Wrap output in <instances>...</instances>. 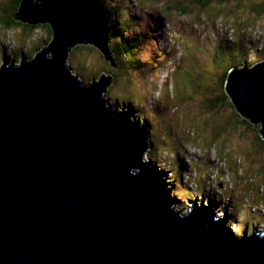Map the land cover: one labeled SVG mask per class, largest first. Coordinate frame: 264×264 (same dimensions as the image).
Here are the masks:
<instances>
[{"label": "water", "instance_id": "obj_1", "mask_svg": "<svg viewBox=\"0 0 264 264\" xmlns=\"http://www.w3.org/2000/svg\"><path fill=\"white\" fill-rule=\"evenodd\" d=\"M13 19L53 39L0 64V264H264L263 229L229 231L233 200L217 223L210 198L176 208L171 179L145 160L149 127L106 94L113 72L82 81L68 65L91 45L117 69L101 0H21ZM263 60L226 90L264 139Z\"/></svg>", "mask_w": 264, "mask_h": 264}, {"label": "rangeland", "instance_id": "obj_2", "mask_svg": "<svg viewBox=\"0 0 264 264\" xmlns=\"http://www.w3.org/2000/svg\"><path fill=\"white\" fill-rule=\"evenodd\" d=\"M5 1L0 0V5ZM192 1H182L190 13L168 15L157 1L107 0L113 9L123 4L128 25L125 37L136 39L133 46H120L125 55L120 54L121 69L116 60L117 69L106 63L91 45L70 53L67 62L82 81L100 80V74L113 72L106 91L110 101L115 104L119 96L123 106L129 103L123 100L131 99L135 109L151 118L154 148L146 152L145 160L159 157L176 171L182 196L176 208L188 212L204 200L209 205V196H214L219 206L214 210L226 214L228 201L233 200L231 211H236L240 233L247 228L251 234L255 226L264 230L260 125L255 130L242 125L232 103L226 100L224 109L213 93L233 72L231 68L264 59V11L252 9L257 5L264 9V0ZM22 28L7 33L0 27V63L8 54L11 59L7 61L19 62L23 54L34 57L48 45L46 29L25 37ZM110 43L116 46L121 40ZM132 119L138 120L135 113ZM165 172L171 179L173 172ZM203 193L205 199H194Z\"/></svg>", "mask_w": 264, "mask_h": 264}, {"label": "trees", "instance_id": "obj_3", "mask_svg": "<svg viewBox=\"0 0 264 264\" xmlns=\"http://www.w3.org/2000/svg\"><path fill=\"white\" fill-rule=\"evenodd\" d=\"M120 1L124 2L125 0H120ZM144 1L147 4H150L149 2H152V1H154V2L157 1L156 3L161 4L163 10H165L168 15H170L174 11L182 13L184 15L190 13L189 6L186 5L185 3H183L182 2L183 0H144ZM199 1L201 2L203 0H199ZM5 2L6 3L2 2V5H0V27H1V31L7 32V33H12L14 30H18L20 27H23L22 28V33H24V36L27 37V36H32L33 33L38 31L39 29H46L49 32V37H46L45 40H47V42H49V43L52 41L53 34H52L51 28L48 25L30 26V25H26V24H23V23L18 22V21H14L13 16L18 11L20 3H21V0H7ZM101 3H102V6H103L107 16H108V23H109V25H108V29H109V48H110V51L114 54L115 60H116V62L118 64V67H119L118 70H120L121 69L120 54H122V52L119 51V48H121L120 46L121 45H122V47L123 46L124 47L133 46L136 43V39L134 37H131V36L125 37L126 33L128 32V25H127V22L125 21L126 20L125 17L127 15V11H126L125 8L122 7L123 4L120 5V6L117 5V8L113 9L111 6H109L110 3L108 4L107 0H101ZM252 9H253V11L255 10V12H257V13L259 11H264V9L262 7H259V5L253 6ZM191 11H192V9H191ZM115 39H120L121 40V44L119 43V45L113 46L110 42L115 40ZM82 48H83V46H77L76 48L72 49L71 53H74L75 50L82 49ZM32 55H34V53ZM122 55H124V54H122ZM8 56H9V58L6 57L4 60L11 59L10 54H8ZM253 66H254V63L247 64V62H245L243 65H241L240 68H235V69L231 68V71H235V70L238 71V70H240L242 68H245V67L246 68H251ZM229 78H230V74L224 77V79L222 80V83L220 85L217 84V88H216V90L213 93L215 95V102H220V100H221V102L219 104L221 105V107L226 109L225 101L229 100L232 103V105H233V107L235 109V110L233 109L235 111L234 114L237 116V119L240 120L241 124L246 126V127H248V128H253L254 130L257 129V126L252 124L249 119H247L246 117L242 116L238 112V110L235 108L234 103L232 102V99L230 98V96H229V94H228V92L226 90V84H227V81L229 80ZM112 79H114L113 76H112ZM94 81H95V79H94ZM217 91H219L220 93L218 94ZM222 92L225 94V96L221 95ZM208 101L209 100H207V102ZM129 102L135 104V102L133 100H131V99L129 100ZM207 102L205 101V103H203V104L206 105V106H209V105H207ZM210 102L213 103L212 101H210ZM222 102H223V105H222ZM124 105H126V103H124ZM133 106L134 105H132L131 108ZM134 111L138 113L137 117L140 118V120L142 122L146 123L145 124L146 127L150 128V126L152 125L151 118L148 117L147 115H145L140 110L135 109ZM149 131H151V130L149 129ZM260 131H261V127H260ZM150 140H151V143H152V148H154V144H153L152 138H151V132H150ZM259 142H261L260 143L261 146H262L261 148L264 151V139L263 138L261 139V137H259ZM149 159L153 163H155L157 165V167L160 169V171H172L173 172L171 174V181H170V183L167 182V184H169L170 188H172L173 185H174L175 186V191H173V195L175 197H177V198H179V197L181 198L182 196L179 195V192H178V188L179 187H178V184H177V181H176V178H177L176 171L171 166L169 167L168 165H166V163L163 162L162 159H160L159 157L153 158L152 156H149ZM179 175H180V179L182 178V180H184L183 174L180 173ZM196 196H198V197H196ZM193 197H195L194 199H196V198L198 199L199 197H200V199L201 198L205 199L206 193L195 194ZM209 197H210V200H214L213 199L214 196H212V197L209 196Z\"/></svg>", "mask_w": 264, "mask_h": 264}, {"label": "clouds", "instance_id": "obj_4", "mask_svg": "<svg viewBox=\"0 0 264 264\" xmlns=\"http://www.w3.org/2000/svg\"><path fill=\"white\" fill-rule=\"evenodd\" d=\"M33 2H36V0H33ZM39 51H40V50H39ZM39 51H38V52H39ZM35 55H36V53H35ZM47 59H49V60L53 59L52 55L49 54L48 57H47ZM14 67H15V68H18V66H14ZM102 95H103V92H102V91H99V98H100ZM101 100H102V99H101ZM102 101L104 102V107H105V108H111V109H112V107L109 105V103H106L104 100H102ZM151 149H152V148H151ZM145 163H146V162H145ZM139 170H140L139 167H137V171H139ZM129 174L132 175V176L135 175V173L132 172V169H131V168L129 169ZM189 210H190V207H189ZM222 215H223L222 213L212 215V216H211L212 222H213V223H217V222H218V218H219V216H222ZM177 218H180V217H177ZM224 226H225L226 228H228V223H227V221H224ZM249 228H250V227H249ZM253 228H254V227H253ZM240 229H241V225H238L237 223H233L232 226H231V228L229 229V231H234L236 235H239V233H240ZM251 230H253V229H251ZM240 235H242V233H241ZM261 235H264V234H261Z\"/></svg>", "mask_w": 264, "mask_h": 264}, {"label": "bare ground", "instance_id": "obj_5", "mask_svg": "<svg viewBox=\"0 0 264 264\" xmlns=\"http://www.w3.org/2000/svg\"><path fill=\"white\" fill-rule=\"evenodd\" d=\"M124 105V104H123ZM125 106V105H124ZM131 116H132V113H131ZM177 200H179V198L177 199ZM255 227H257V226H255Z\"/></svg>", "mask_w": 264, "mask_h": 264}]
</instances>
